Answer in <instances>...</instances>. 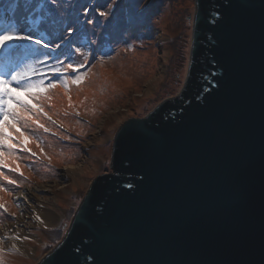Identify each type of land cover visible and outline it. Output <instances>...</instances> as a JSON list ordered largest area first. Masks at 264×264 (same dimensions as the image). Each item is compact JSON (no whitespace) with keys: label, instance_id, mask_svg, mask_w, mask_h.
<instances>
[{"label":"water","instance_id":"obj_1","mask_svg":"<svg viewBox=\"0 0 264 264\" xmlns=\"http://www.w3.org/2000/svg\"><path fill=\"white\" fill-rule=\"evenodd\" d=\"M111 169L36 264H264V0H194L184 85Z\"/></svg>","mask_w":264,"mask_h":264},{"label":"rangeland","instance_id":"obj_2","mask_svg":"<svg viewBox=\"0 0 264 264\" xmlns=\"http://www.w3.org/2000/svg\"><path fill=\"white\" fill-rule=\"evenodd\" d=\"M28 1L26 5L36 4L41 7L45 5L46 10L51 9L48 10L45 19L61 15V12H65L63 8L66 5V15L70 19L80 17L81 20L91 21L101 18V16H94L95 9L100 11L104 9L105 4L112 3V0L107 2L104 0H57V6L53 8L49 0ZM133 3L135 5L132 4L130 11L125 13L121 22L116 23L121 19V12L119 11L118 15L115 12L113 18L115 22L111 20L112 22H107L108 27L104 25L103 31L98 30L97 39V43H100L102 39L108 44L113 43L110 45L112 49L110 57L104 58L100 63L103 61L104 67H114L113 71H109V75L118 74L115 85L116 88L123 89L125 92L123 97L118 98L115 91L112 97L117 98L103 107L106 102L104 96L107 95L108 90H111V86L103 92L98 91L95 85L96 83L99 85L103 77L100 76L101 80H98L96 72H91L88 67L83 75V88L75 92L73 102L66 106L67 113L64 115L55 113L53 104L62 102V92H64L63 96L69 97L71 89L76 87L71 83L70 87L65 88L59 85L56 89L50 90L48 95L52 99L43 101L45 111L52 118L51 121L47 120L43 123L52 131L47 133L43 130L38 131L42 141L40 147L30 140L29 145L31 143L34 145L32 151L39 154L38 158L33 157L34 161H25L19 153V160L24 163L19 166L23 176L9 169H2L19 184L13 186L7 181L0 180L7 189L0 192V198H2L0 203H4L7 207L6 212L0 209V250H2L0 264H36L54 245L48 239L45 230L55 228L62 237L93 178L112 172V144L118 128L130 117L145 115L163 100L177 95L182 89L188 71L194 0H138ZM19 6L23 8L24 5L21 3ZM85 8L88 12L84 11ZM3 9L4 20L0 31L9 24H18L29 31L32 26H37L39 30L35 35L38 37L43 33L47 37L45 33L47 30L40 27L44 23L36 18L37 12H30L32 17H29L27 15L30 10L27 7L18 15H15L16 11L13 15L12 11L9 13L6 7ZM145 22L146 25L143 27ZM105 33L109 36L104 37ZM67 36L66 33L61 34L60 37ZM60 43L63 44L62 41ZM34 54L35 52L30 51L28 47L19 49L15 60L6 63L5 70H11L19 64L22 57H30ZM51 54L53 55V51ZM121 72L128 80L120 79ZM92 105H97V110L103 107L102 113L94 119L86 115L83 110V107H92ZM86 110L89 111L88 108ZM71 114L86 125H90L86 133H79L66 123V120V122L63 120ZM52 121L55 123L53 124ZM41 147L44 149V154L40 153ZM76 151V157L73 158L72 153ZM7 162L10 167H17L14 163H17L18 159H8ZM26 164L31 165L30 168ZM49 209L56 211L55 221L49 220L40 212ZM13 236L20 238L19 246L13 244Z\"/></svg>","mask_w":264,"mask_h":264},{"label":"snow or ice","instance_id":"obj_3","mask_svg":"<svg viewBox=\"0 0 264 264\" xmlns=\"http://www.w3.org/2000/svg\"><path fill=\"white\" fill-rule=\"evenodd\" d=\"M50 3L53 8L57 6V0H50ZM115 3L116 0H112V3L108 4L107 7L112 9ZM84 11L88 12V9L85 8ZM96 11L99 10L96 9ZM109 15V11H99L101 17L107 18ZM88 23L91 24L92 21L89 20ZM40 27H44L45 31L47 30L46 24H42ZM38 30L37 26H32L31 31H29L27 28H21L18 24H9L3 31H0V51L19 48L21 41H28L37 45L38 48L33 50L34 52H39L40 47L54 51L62 46L61 43L54 44L50 35L46 37L41 33L37 37L35 33ZM66 32L67 37H57V39H61L63 44H71L72 41L68 37L73 34V27L68 26ZM46 39L47 42H45ZM75 52L80 54L83 62L65 63L63 60L57 59L55 64L47 65L50 54L42 53L43 60L28 63L22 68L13 67L11 70H5L7 66L0 68V180L7 181L10 185H16L17 181L11 179L2 169H9V171L19 173L21 176H23V172L19 166L10 167L7 162L8 159H19L18 152H27L31 157H36L37 153L28 146L30 140L35 142L37 147H40L42 141L35 136V133L40 130L46 133L52 131L41 120V117L48 121L52 120L43 105V101L52 99L48 95L49 91L56 89L59 85L67 88L70 83L79 85L82 82L84 74L80 73V69L85 67L90 56L93 59L95 56L92 53L82 52L79 47L75 49ZM100 59L103 60V56ZM35 63L46 66L48 71H39L34 67ZM68 74L71 75L70 80ZM52 123L55 122L52 121ZM40 153L44 154L42 147ZM6 190L3 183H0V192ZM0 209L7 211L4 203H0ZM37 218L39 219V217ZM24 239H28V237H24Z\"/></svg>","mask_w":264,"mask_h":264},{"label":"trees","instance_id":"obj_4","mask_svg":"<svg viewBox=\"0 0 264 264\" xmlns=\"http://www.w3.org/2000/svg\"><path fill=\"white\" fill-rule=\"evenodd\" d=\"M126 1H128V2H126ZM137 1L138 0H116V3L113 5L112 9H109V8L105 9L108 5V3H107V4H105L104 9H101L100 11H109L110 15L107 18L101 17L98 20L92 21L91 24L88 23L89 20H81L82 18H80V17L79 18L75 17L74 19H70V17L66 15V12H67L66 5L63 8V11H65V12H61L60 13L61 15L54 16L51 19H45V15H48L47 14L48 10H51L50 8H48V10H46L45 5H43L42 7H41V5L37 6L36 4H34V2H33L34 6L32 4L26 5L29 2L28 0H23V2H21V0H0V8H1V6H2V8H4V6H5L7 8V10H9V13H10V11H12V14L14 15V13L16 11L15 15H18L19 13L25 11L24 8L27 7V9L30 10V11H28L29 15H27L29 17H32L31 16L32 14H30V12L31 13L34 11L37 12L38 18H40L42 20V22L44 24H46V27H47L46 35H47V37L50 35L54 44L60 43V41H62L61 39H57V37H60L61 34L62 35L66 34V28L68 26L73 27V29H74V32L72 34L73 36L70 38V40L72 41L71 44H65L62 47V49H60L59 51H56V52H54L53 50H50V49H43L42 47H40L39 52H35V54L33 56L23 58L22 62L17 67L22 68L28 63H32L36 60H43L44 56L42 53H49L50 54V59L47 61V65L55 64L57 59L63 60L65 63H69V62L74 63V64L80 63V62H83V58L80 56L79 53L75 52V49L77 47H79V48H81L82 52L92 53L95 56L94 59L91 56L89 57V61L86 64L87 67L80 69V73L84 74L86 72L87 68L89 67L88 70L91 69L90 70L91 72H93V71L96 72L97 77H99L98 80H101L100 76H102L104 82L102 80L100 82L101 85H100V83H99V85H97V83L95 85L96 88H98V91L103 92L104 90H106V88L108 86H111V90H108L107 95L104 96L106 102H104L103 107H105L108 104V102L117 98L116 96L112 97L115 94V91L117 92V94L119 96L118 98L123 97L125 92L123 91L122 88H116L115 82L117 80L116 77L118 76V74L116 73L115 76L109 75V71L110 70L113 71L112 68H114V67H112V66L104 67L102 65L103 61L100 63V61H101L100 57L101 56H103V60H104V58L110 57V53L112 51V49L110 48V45H113V43L108 44L107 41H104V39L100 40V43H97L98 30L103 31L104 25H106V27H108L107 22H112L111 20H114L113 18L115 16V12L117 15H118L119 11L121 12V19L116 21V23L119 21L121 22L122 18L125 16V13H128L130 11L129 8L132 7L133 5H135V3H133V2H137ZM49 2H50V0H49ZM104 2H107V0H104ZM21 3L24 5L23 8L21 6H19V5H21ZM37 7H39V8L37 9ZM40 7L42 9L41 12H40ZM186 9H187V7H186ZM94 11H96V9ZM13 15H12V22H13ZM35 15H33V17ZM94 16L95 17L99 16V12H97V11L94 12ZM126 16H127V14H126ZM114 22H115V20H114ZM111 25H113V23ZM145 25H146V22L143 25V27ZM99 34H100V32H99ZM107 36H109L108 33H105L104 37H107ZM27 47L30 48V51L38 48V46L35 44L28 45ZM52 51H53V55L51 54ZM1 52L2 51H0V53ZM92 66H94V67H92ZM34 67H36L41 72H46L48 70V68L46 66L38 64V63H35ZM119 77H121L120 78L121 80H123V79L128 80V78L126 76H124L122 72H121ZM68 79L69 80L71 79L70 74H68ZM130 81H131V79H130ZM83 82L84 81L82 79V82L79 85L71 84V85L76 86V87L73 88L75 90L71 89V93L68 94L69 97H66L65 95L63 96L64 92H62V97L64 98V99L62 98V102L60 104H57L56 102L54 103L55 105L53 104V109H54L53 111L55 113H60L63 115H64V113H67L65 110L66 106L69 105L70 102L71 103L73 102V100H74L73 97H75V92L78 91L79 89H81V87L83 88V86H82ZM133 82H135V81H133ZM101 86H102V88H101ZM68 87H70V86H68ZM76 104H80V103H76ZM96 106L97 105H92V107L86 106L89 110L88 112L86 110L87 108H85L83 106L82 107H83V110L86 112V115H89L91 118L94 119L97 117V115H100L102 113V110H103V107L100 110H97ZM67 116L68 117L64 118L63 120L64 121L66 120L67 122L66 121L65 122L68 123L74 129H76L79 133L84 134L90 128V125H86L85 122L74 118V116L72 114L67 115ZM41 120H42V122H44V121L47 122V119L44 117H41ZM38 133L39 132H36L35 136L39 137ZM31 145H29V146L34 148V145L32 143H31ZM19 153H21V155L23 156L25 161H28V162L34 161V158L31 157L29 154H27V152H18V156L20 155ZM76 153H77V151L72 153V155H74L73 158L76 157L75 156ZM67 162H69V161H67ZM22 163L23 162H21L18 159V162L14 163V164L17 166H21ZM26 165L28 166L29 164H26ZM45 175H44V177H46ZM17 184H19V182H17ZM15 186H17V185H15ZM4 218H5V216H4ZM45 234L47 235L48 239L53 244H55L61 238V233H59L58 230L54 229V228L46 229Z\"/></svg>","mask_w":264,"mask_h":264},{"label":"bare ground","instance_id":"obj_5","mask_svg":"<svg viewBox=\"0 0 264 264\" xmlns=\"http://www.w3.org/2000/svg\"><path fill=\"white\" fill-rule=\"evenodd\" d=\"M69 168V167H68ZM43 216H46L49 220L55 221L57 219L56 211L54 210H41L40 211ZM13 244L16 246H19V243L21 242L20 238L17 239V236L12 237Z\"/></svg>","mask_w":264,"mask_h":264}]
</instances>
